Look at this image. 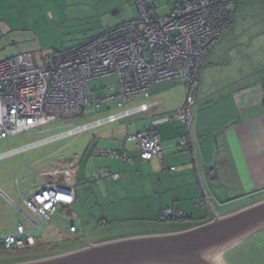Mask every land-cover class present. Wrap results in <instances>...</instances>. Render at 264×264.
<instances>
[{
  "label": "crops",
  "instance_id": "crops-1",
  "mask_svg": "<svg viewBox=\"0 0 264 264\" xmlns=\"http://www.w3.org/2000/svg\"><path fill=\"white\" fill-rule=\"evenodd\" d=\"M175 1L146 0L157 16L168 15ZM237 2L232 22L200 67L191 126L180 121L158 125L162 158L142 159L138 141L129 137L146 130L153 119L182 108L186 88L178 80L154 84L148 97L137 94L124 106H119V97L102 103L99 110L92 103L64 125L69 130L74 123L90 124L142 104L151 105L148 112L92 127L80 136L60 137L61 132L0 153V237L23 225L35 238L26 249L3 251L0 246V255L21 257L8 264L86 244L185 230L264 199V0ZM137 17L134 0H0V50L12 45L2 44L6 33L22 40L0 60L33 51L41 63L48 54L75 48ZM99 81L90 82V92L97 97L111 86L120 92L116 75ZM66 139L71 141L64 144ZM120 148L130 161L108 154ZM74 158L77 165L65 183L74 189L76 201L60 205L58 215L36 229V218L21 195H31L42 185L40 174L65 169ZM214 163L216 172L209 171L207 166ZM105 170L120 173V178H93ZM62 181L52 178L51 184ZM167 208L181 209L186 217L162 220ZM225 259L229 264H264V230L229 250Z\"/></svg>",
  "mask_w": 264,
  "mask_h": 264
},
{
  "label": "built area",
  "instance_id": "built-area-1",
  "mask_svg": "<svg viewBox=\"0 0 264 264\" xmlns=\"http://www.w3.org/2000/svg\"><path fill=\"white\" fill-rule=\"evenodd\" d=\"M134 1L138 8L135 20L108 29L84 44L48 54L41 63H37L30 52L0 61V140L31 130L43 132V127L54 121L83 115L92 103L99 110L102 103L119 97V106H124L137 94L148 97L154 84L178 80L186 88L182 108L161 119H153L146 130L129 137L138 141L142 159L163 157L158 125L180 121L191 126L193 90L200 67L231 22L237 0H176L166 16H157L146 0ZM114 75L118 77L119 93H115L114 86L105 96L97 97L90 92L92 80ZM150 107V104H142L90 124L74 123L72 129L54 139L80 136L92 127L148 112ZM181 145L189 148L187 140H182ZM108 154L123 162L131 160L123 148ZM76 165L74 158L65 169L54 167L40 174L42 185L31 195H21L28 211L36 218L32 220L36 229L56 217L60 205L76 201L74 189L65 183L72 177ZM102 177L118 180L120 173L105 170L104 175H93L95 179ZM43 178L49 182L45 183ZM52 178L63 181L53 185ZM160 217L162 220L182 219L186 213L167 208ZM66 224L72 232L77 231L75 226ZM34 244L32 232L26 231L23 225L17 227L16 233L0 237V246L6 250Z\"/></svg>",
  "mask_w": 264,
  "mask_h": 264
},
{
  "label": "water",
  "instance_id": "water-1",
  "mask_svg": "<svg viewBox=\"0 0 264 264\" xmlns=\"http://www.w3.org/2000/svg\"><path fill=\"white\" fill-rule=\"evenodd\" d=\"M219 153L217 152L214 159ZM216 172V163L207 166ZM264 230V199L197 226L166 234L122 238L13 264H229L225 254Z\"/></svg>",
  "mask_w": 264,
  "mask_h": 264
},
{
  "label": "rangeland",
  "instance_id": "rangeland-1",
  "mask_svg": "<svg viewBox=\"0 0 264 264\" xmlns=\"http://www.w3.org/2000/svg\"><path fill=\"white\" fill-rule=\"evenodd\" d=\"M1 41H3L2 44L4 45H7V44H12L9 48H4V49H1L0 50V57L2 56H7L12 50V48H14V44L15 43H21V39L18 38V37H13V38H10V35L8 33H6L4 35V37L1 39ZM42 43H48V42H52V41H41ZM59 51V50H58ZM32 54H34V56H38V54L36 52H33L32 51ZM3 60V59H1ZM0 60V61H1ZM38 60V59H37ZM38 63V62H37ZM112 77V76H110ZM105 78H108V77H105ZM105 78H102V79H98L100 80L98 83L101 84L104 82ZM102 80V81H101ZM105 91V90H104ZM102 92V91H101ZM103 93V94H102ZM101 96H105L107 95L109 92H102ZM100 95V94H99ZM98 95V96H99ZM88 110V109H87ZM77 121H81L80 118H77L76 119ZM72 121V120H71ZM75 121V120H74ZM70 121L68 120H58L56 122H53V123H50L48 125H45L43 127V129L46 131L44 134H41L39 133L38 131L36 130H31V131H28L27 133L25 134H20V135H9L7 138H4V139H1L0 140V153H2L3 151H8L10 149H14L16 147H20L22 145H25L26 143H29V142H33V141H38L40 139H42L43 137H46V136H50V135H53V134H57V133H61V132H65L69 127L67 125H64L65 123H68ZM68 137V136H67ZM71 139H66L64 142H70ZM63 142H60L58 144H63ZM240 196V195H239ZM241 199V198H240ZM239 199V200H240ZM243 199L245 198H242V201ZM236 202V200H234ZM3 205V204H2ZM236 205V204H235ZM233 205V206H235ZM5 206V205H4ZM61 214V213H60ZM58 215V213H57ZM59 218H61L60 216H58ZM64 220V219H63ZM67 221V220H66ZM46 226L48 225V222H46ZM68 223V222H67ZM45 230V228L41 231L43 232Z\"/></svg>",
  "mask_w": 264,
  "mask_h": 264
},
{
  "label": "trees",
  "instance_id": "trees-1",
  "mask_svg": "<svg viewBox=\"0 0 264 264\" xmlns=\"http://www.w3.org/2000/svg\"><path fill=\"white\" fill-rule=\"evenodd\" d=\"M237 5H238V2H237ZM235 10H234V12H235ZM233 16H234V14H233ZM232 19H233V17H232ZM231 22H232V20H231ZM230 23H229V25H230ZM23 248L24 249L30 248V246L26 245V246H23V247H16V248H13L11 250H17V249H23ZM11 250H6V249L3 248V251H11ZM19 260H21V257H18V256L13 257V256H8V255H0V264H8V263H12V262H17Z\"/></svg>",
  "mask_w": 264,
  "mask_h": 264
}]
</instances>
